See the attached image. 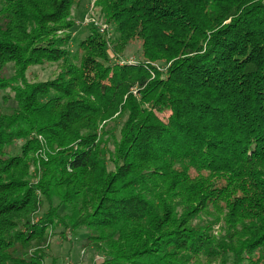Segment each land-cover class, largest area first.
Segmentation results:
<instances>
[{"label":"trees","instance_id":"16d2710c","mask_svg":"<svg viewBox=\"0 0 264 264\" xmlns=\"http://www.w3.org/2000/svg\"><path fill=\"white\" fill-rule=\"evenodd\" d=\"M81 1L0 0V264H264V0Z\"/></svg>","mask_w":264,"mask_h":264},{"label":"rangeland","instance_id":"374dc122","mask_svg":"<svg viewBox=\"0 0 264 264\" xmlns=\"http://www.w3.org/2000/svg\"><path fill=\"white\" fill-rule=\"evenodd\" d=\"M91 0H83L80 4L73 8V18L77 19V30L73 37V47L82 40L88 34V28L86 27L85 19L82 18L86 16L91 8ZM95 15V13H93ZM96 16V15H95ZM93 16H89V19H93ZM140 49V43H133L125 49L124 54H121L120 57H123L124 60L135 61L138 59V54ZM122 61V60H121ZM58 64H45L43 66H33L31 67L27 75L28 77L36 78L39 81L54 79L59 72ZM4 75L9 77L13 75V66L9 64L4 69ZM104 83L108 87L112 86L111 77H108ZM9 91L2 92L0 95V113L10 112V107L14 106L11 101L4 103L2 96H8ZM8 108V109H7ZM6 109V110H5ZM169 116V113L160 115V118L166 120ZM22 142L18 143V147H21ZM87 237L86 229L80 230L79 234L73 236L68 240H64L63 237L54 234L49 238L47 244L45 245L43 251L46 254V264H50V260L57 259L59 264H102V257L96 255L95 251L92 249H84L83 244ZM215 264H220L216 262Z\"/></svg>","mask_w":264,"mask_h":264},{"label":"built area","instance_id":"2783aa9c","mask_svg":"<svg viewBox=\"0 0 264 264\" xmlns=\"http://www.w3.org/2000/svg\"><path fill=\"white\" fill-rule=\"evenodd\" d=\"M96 19H89V16H86L85 18V23L88 24L90 22H96ZM96 24L99 25L101 32H104V30L107 28L105 25H103L102 23L96 22ZM130 63H132V61H130ZM67 264H71V263H67Z\"/></svg>","mask_w":264,"mask_h":264}]
</instances>
